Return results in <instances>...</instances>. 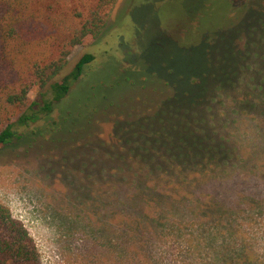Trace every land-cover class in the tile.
I'll list each match as a JSON object with an SVG mask.
<instances>
[{
    "label": "rangeland",
    "instance_id": "1",
    "mask_svg": "<svg viewBox=\"0 0 264 264\" xmlns=\"http://www.w3.org/2000/svg\"><path fill=\"white\" fill-rule=\"evenodd\" d=\"M232 1L238 10H249L261 0ZM200 7V0H117L104 30L74 47L55 79L67 75L83 55L94 56L86 78L72 85L73 98L61 105L62 115L57 105L46 119L14 126L17 135H30L0 153V203L29 231L41 264H222L218 253L229 249L232 256L241 247L252 264H264V181L254 177L264 172V127L255 121L264 125V117L254 115L263 104L242 116L220 102L209 104L208 96L196 107L204 136L220 139L228 131L246 151L243 157L257 158L256 170L242 165L225 175V187L205 182L142 195L135 179L117 171L139 164L104 153L113 141L114 122L147 117L170 94L164 84L175 75L167 70L175 58L189 62L184 48L201 61L203 34L233 22L236 27L246 13L225 19L228 8L217 3L194 27L190 17ZM255 23L253 29L242 26L246 30L240 28L233 41L238 50L247 49L239 66L244 79L264 69V58L253 55L264 54V47L255 48L260 28ZM182 27L192 32L172 45L170 37ZM40 95L50 98L47 89L33 88L30 102L39 104ZM231 100L226 99L229 105ZM231 117L238 122L226 131ZM36 130L43 133L32 136Z\"/></svg>",
    "mask_w": 264,
    "mask_h": 264
},
{
    "label": "trees",
    "instance_id": "2",
    "mask_svg": "<svg viewBox=\"0 0 264 264\" xmlns=\"http://www.w3.org/2000/svg\"><path fill=\"white\" fill-rule=\"evenodd\" d=\"M200 2L198 12L190 21L188 19L194 27L201 24L204 15L217 3L226 4L225 19L232 18L237 11H240L239 16L246 13L236 27L233 22L203 34L198 41L201 46L204 44L201 61L193 60L192 52L184 48L189 62L175 58L173 68L167 70L169 75H175L174 80L164 84L169 85L170 94L154 106L149 116L114 122L113 141L104 151L111 160L127 157L134 165L139 164L118 167L117 171L123 178L135 179L132 183L138 185L142 195L159 192L158 188L165 192L180 187L195 188L205 182L225 187V175L230 177L242 165H249L252 170L258 165L257 158L243 157L246 151L237 145V137L227 131L230 124H237L236 117H231L225 126L226 135L223 133L220 139L207 138L201 132V115L196 107L208 96L209 104L220 102V107L242 116L243 112L251 113L250 108L259 103L263 105L254 115L264 117V103H260L264 100L258 99L264 94V69L244 79L239 68L244 65L247 49L242 52L233 46L240 28L253 29V21H256L260 28L256 30L255 48L264 47L263 0L254 1L249 10L245 7L242 10L243 6L238 10L232 0ZM239 2L244 5L243 0ZM116 3L117 0H0V153L13 141L20 143L25 135H30H17L15 125L27 127L44 116L46 119L57 105L59 116L62 115L61 105L73 98L77 88L71 91V87L89 74H85V69L94 56L83 55L67 75L55 79L66 68L74 47L83 45L89 37L94 39L100 35ZM190 32L189 27L177 29L170 37L172 45H179L181 37ZM159 44L162 41L158 38L155 45ZM253 55L264 58V54ZM141 77L144 79L146 75ZM33 88L47 89L50 98L40 95L39 104L30 102L28 93ZM228 98L232 99L230 105ZM220 107V112H224ZM255 121L259 129L264 127L262 121ZM57 124L58 121L49 127ZM41 133L43 130H36L31 135ZM254 177L264 181V172ZM126 203L122 204L124 208L129 207ZM222 252L217 254L222 264H252V257L243 253L242 247L235 249L232 256L229 249ZM0 264H41L31 234L2 203Z\"/></svg>",
    "mask_w": 264,
    "mask_h": 264
}]
</instances>
